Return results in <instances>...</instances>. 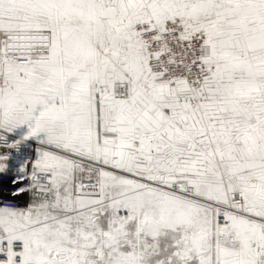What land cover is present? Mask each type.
<instances>
[{
	"label": "snow or ice",
	"instance_id": "1",
	"mask_svg": "<svg viewBox=\"0 0 264 264\" xmlns=\"http://www.w3.org/2000/svg\"><path fill=\"white\" fill-rule=\"evenodd\" d=\"M28 148L0 264H264V0H0Z\"/></svg>",
	"mask_w": 264,
	"mask_h": 264
},
{
	"label": "built area",
	"instance_id": "2",
	"mask_svg": "<svg viewBox=\"0 0 264 264\" xmlns=\"http://www.w3.org/2000/svg\"><path fill=\"white\" fill-rule=\"evenodd\" d=\"M6 151L0 149V153ZM12 159L8 161V168L4 172H0V206L18 207L24 206L30 199L32 187L31 181V164L30 161L34 157L33 149H23L20 155L14 151L11 153ZM22 162H27V175L21 176L19 167ZM18 189H23L18 191Z\"/></svg>",
	"mask_w": 264,
	"mask_h": 264
}]
</instances>
